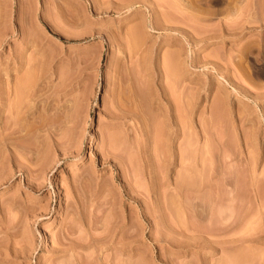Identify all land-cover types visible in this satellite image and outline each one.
<instances>
[{
    "label": "rangeland",
    "instance_id": "1",
    "mask_svg": "<svg viewBox=\"0 0 264 264\" xmlns=\"http://www.w3.org/2000/svg\"><path fill=\"white\" fill-rule=\"evenodd\" d=\"M0 97V264H264V0H0Z\"/></svg>",
    "mask_w": 264,
    "mask_h": 264
},
{
    "label": "bare ground",
    "instance_id": "2",
    "mask_svg": "<svg viewBox=\"0 0 264 264\" xmlns=\"http://www.w3.org/2000/svg\"><path fill=\"white\" fill-rule=\"evenodd\" d=\"M117 1V0H116ZM122 0H120V2H121ZM128 1V0H127ZM132 1H134V0H131V2ZM135 1H138V0H135ZM125 2H126V0H125ZM138 3V2H137ZM135 4V3H134ZM133 5V4H132ZM131 5V6H132ZM97 7V6H96ZM164 18V17H163ZM163 18L161 17V19L159 18V20H160V22L159 23H161V24H166V21L165 20H163ZM166 19V18H165ZM158 20V21H159ZM147 22V21H146ZM176 22V21H175ZM53 24V23H52ZM154 24H155V22H154ZM178 25H180V24H178ZM54 27V26H53ZM145 29H147L149 32L148 33H155L156 32V29L153 27V26H148V25H145ZM182 29V28H181ZM144 30V29H143ZM145 34V33H144ZM192 57V56H191ZM39 69V68H38ZM23 89V88H22ZM19 92H17V100H18V104H19V102L21 103L20 104V108H19V111L17 112V114H18V116H19V118H17L18 120H19V122L18 121H16L15 122V124H14V126L13 125H11V126H13V127H11V126H9V124H5L4 125V128H2V130H1V133L4 135V137L5 138H3V139H5L6 140V136H7V132H8V130L10 129L11 130V132L9 133V134H11V133H15V132H17V131H20L21 130V126H22V124L21 123H23L22 122V120L24 119L23 117H25V114L30 110V109H33V107H34V105H32V103L34 104V102L35 101H32V103H31V101H30V103L27 101V100H29V98L30 99H32L30 96H29V93L28 92H25V91H23L22 92V90L20 91V90H18ZM27 94H28V96H27ZM0 100H1V97H0ZM18 107V106H17ZM21 110V111H20ZM3 112H5V111H3V108H2V106L0 105V119L2 118L1 116L3 115L2 113ZM11 117V116H10ZM18 122V123H17ZM19 124V125H18ZM21 124V125H20ZM8 125V126H7ZM6 135V136H5ZM13 140V139H12ZM3 141V140H2ZM2 145L3 146H8V148H11V146L13 145L12 143H7V142H3L2 143ZM11 149H13V148H11ZM4 176V175H3ZM207 212V211H206ZM206 214V213H205ZM203 215V214H202ZM205 221V220H204ZM105 227V226H104ZM103 227V228H104ZM103 230H105V228L103 229ZM101 233H98L99 235H97V236H99L100 237V240L102 241V229H101V231H100ZM105 232V231H104ZM101 234V235H100ZM68 236V235H67ZM97 238V237H96ZM98 239V238H97ZM106 239V238H105ZM71 240V239H70ZM99 240V241H100ZM104 240V239H103ZM70 242H72V241H70ZM66 244V243H65ZM64 245V244H63ZM78 247L77 246H73V244H72V247H71V249L74 251V250H76ZM79 249V248H78ZM80 250V249H79ZM85 264H88V263H85ZM133 264V263H132Z\"/></svg>",
    "mask_w": 264,
    "mask_h": 264
}]
</instances>
